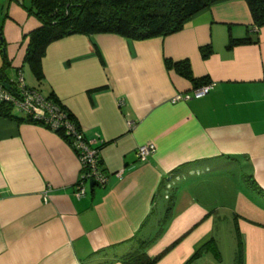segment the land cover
Returning a JSON list of instances; mask_svg holds the SVG:
<instances>
[{"label": "crops", "instance_id": "1", "mask_svg": "<svg viewBox=\"0 0 264 264\" xmlns=\"http://www.w3.org/2000/svg\"><path fill=\"white\" fill-rule=\"evenodd\" d=\"M30 1L0 0V72L26 70L27 86L55 94L100 147L107 181L77 199L70 145L43 125L0 117V264H123L140 241H150L149 257L172 246L155 264H185L214 238L220 207L238 219L242 264H264V27H253L246 1L219 0L165 37L65 36L47 46L39 80L25 62L40 25ZM245 37L256 41L226 47ZM166 58L188 59L213 88L173 101L194 88ZM144 144L156 149L141 159Z\"/></svg>", "mask_w": 264, "mask_h": 264}, {"label": "trees", "instance_id": "2", "mask_svg": "<svg viewBox=\"0 0 264 264\" xmlns=\"http://www.w3.org/2000/svg\"><path fill=\"white\" fill-rule=\"evenodd\" d=\"M217 1L219 0H31L26 9L30 15L39 21L40 25L27 35L28 46L25 62L30 65L35 77L39 80L42 77L41 59L47 46L65 36L109 33L133 40L165 37L184 29L194 14L210 7ZM245 1L252 17L253 27L259 30L264 27V0ZM0 38L2 40L0 45L3 46L2 35ZM255 41L249 37L230 39L226 47L231 48L235 45ZM200 52L202 57L206 58L212 52V48L210 45L202 46ZM165 65L192 82L193 88L210 82L207 77L196 78L193 75L188 59L173 61L166 58ZM0 74L5 79L4 74L1 72ZM45 97L58 107L60 112L64 114V119H62L69 122L74 127L75 132L81 133L82 140L88 143L89 141L85 139L74 115L58 100L55 94L51 92ZM0 117L43 125L63 138L76 156L78 155L73 145L75 135L68 130L64 123L53 128L43 120L34 119L28 114L14 112L12 106L7 103H0ZM95 148L99 150L100 147ZM100 170L103 172L101 168ZM166 198L168 204L162 220L163 223H166L170 217L175 198L174 192L172 191ZM149 244L150 241H140L138 248L122 256L120 261L123 264H155L172 247L170 246L155 257H149L146 253ZM206 252L220 260V253L213 237L198 247L185 264H192ZM242 262L243 244L237 227V264H242Z\"/></svg>", "mask_w": 264, "mask_h": 264}, {"label": "built area", "instance_id": "3", "mask_svg": "<svg viewBox=\"0 0 264 264\" xmlns=\"http://www.w3.org/2000/svg\"><path fill=\"white\" fill-rule=\"evenodd\" d=\"M7 83L10 87L6 86ZM213 85V83L209 82L208 84L194 88L191 94H177L173 98V101L201 97L209 92L213 88ZM0 103H7L12 106L14 112L28 114L34 119L43 120L53 128L64 123L68 130L74 133L75 142L73 145L78 153L77 157L81 165L80 176L74 190V196L77 199H81L86 195L90 187V181L101 187L105 185L107 177L99 167V150L90 146L92 145L91 141L86 143L82 140L81 133L75 132L74 127L69 122L63 120L64 114L60 112L56 105L48 101L40 90L26 85L24 76L20 70L10 79H4L0 74ZM119 105H123V100L119 101ZM155 149L153 144H144L137 147L136 153L139 158L146 159L155 152Z\"/></svg>", "mask_w": 264, "mask_h": 264}, {"label": "rangeland", "instance_id": "4", "mask_svg": "<svg viewBox=\"0 0 264 264\" xmlns=\"http://www.w3.org/2000/svg\"><path fill=\"white\" fill-rule=\"evenodd\" d=\"M24 77L27 82H30L26 70ZM238 183L243 189H246L243 181L239 180ZM237 227L238 219L231 212H226L225 207H220L213 232L220 253V260L216 259L211 253L206 252L195 264H237Z\"/></svg>", "mask_w": 264, "mask_h": 264}, {"label": "water", "instance_id": "5", "mask_svg": "<svg viewBox=\"0 0 264 264\" xmlns=\"http://www.w3.org/2000/svg\"><path fill=\"white\" fill-rule=\"evenodd\" d=\"M7 87H10V85L7 83L6 84ZM90 188H92L93 186H95V183L93 181H90V184H89Z\"/></svg>", "mask_w": 264, "mask_h": 264}]
</instances>
